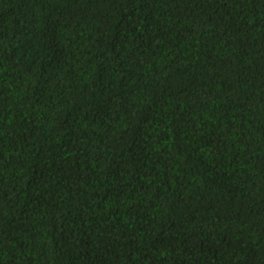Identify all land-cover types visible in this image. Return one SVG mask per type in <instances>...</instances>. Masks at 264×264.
I'll use <instances>...</instances> for the list:
<instances>
[{
    "label": "trees",
    "instance_id": "1",
    "mask_svg": "<svg viewBox=\"0 0 264 264\" xmlns=\"http://www.w3.org/2000/svg\"><path fill=\"white\" fill-rule=\"evenodd\" d=\"M0 264H264V0H0Z\"/></svg>",
    "mask_w": 264,
    "mask_h": 264
}]
</instances>
